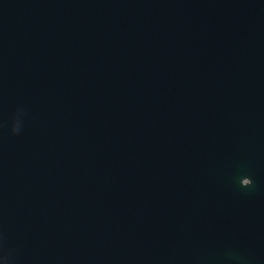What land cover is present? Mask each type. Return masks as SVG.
Segmentation results:
<instances>
[{"label":"water","instance_id":"95a60500","mask_svg":"<svg viewBox=\"0 0 264 264\" xmlns=\"http://www.w3.org/2000/svg\"><path fill=\"white\" fill-rule=\"evenodd\" d=\"M0 264H264V0H0Z\"/></svg>","mask_w":264,"mask_h":264}]
</instances>
